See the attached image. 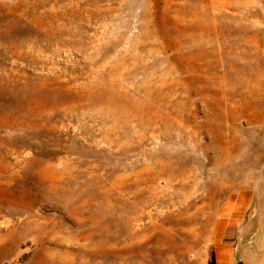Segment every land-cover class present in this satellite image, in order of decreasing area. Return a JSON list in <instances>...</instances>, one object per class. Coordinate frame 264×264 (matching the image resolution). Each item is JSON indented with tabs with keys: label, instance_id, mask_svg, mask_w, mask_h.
I'll list each match as a JSON object with an SVG mask.
<instances>
[{
	"label": "rangeland",
	"instance_id": "rangeland-1",
	"mask_svg": "<svg viewBox=\"0 0 264 264\" xmlns=\"http://www.w3.org/2000/svg\"><path fill=\"white\" fill-rule=\"evenodd\" d=\"M232 215L264 247V0H0V264H213Z\"/></svg>",
	"mask_w": 264,
	"mask_h": 264
},
{
	"label": "crops",
	"instance_id": "crops-1",
	"mask_svg": "<svg viewBox=\"0 0 264 264\" xmlns=\"http://www.w3.org/2000/svg\"><path fill=\"white\" fill-rule=\"evenodd\" d=\"M231 217L219 223L211 253L213 264H264V247L245 246V232L237 225V217Z\"/></svg>",
	"mask_w": 264,
	"mask_h": 264
},
{
	"label": "trees",
	"instance_id": "trees-1",
	"mask_svg": "<svg viewBox=\"0 0 264 264\" xmlns=\"http://www.w3.org/2000/svg\"><path fill=\"white\" fill-rule=\"evenodd\" d=\"M214 262V258H213V256L211 257V263H213Z\"/></svg>",
	"mask_w": 264,
	"mask_h": 264
}]
</instances>
